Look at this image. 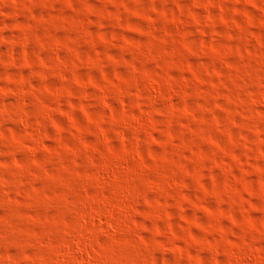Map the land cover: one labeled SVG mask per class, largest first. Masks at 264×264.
I'll return each instance as SVG.
<instances>
[{
  "label": "rangeland",
  "instance_id": "1",
  "mask_svg": "<svg viewBox=\"0 0 264 264\" xmlns=\"http://www.w3.org/2000/svg\"><path fill=\"white\" fill-rule=\"evenodd\" d=\"M0 264H264V0H0Z\"/></svg>",
  "mask_w": 264,
  "mask_h": 264
},
{
  "label": "bare ground",
  "instance_id": "2",
  "mask_svg": "<svg viewBox=\"0 0 264 264\" xmlns=\"http://www.w3.org/2000/svg\"><path fill=\"white\" fill-rule=\"evenodd\" d=\"M112 204V203H111ZM105 208V207H104ZM105 212V211H104ZM117 212V211H116ZM106 213H108V212H106ZM106 215V214H105ZM113 215V214H112ZM112 217V216H111Z\"/></svg>",
  "mask_w": 264,
  "mask_h": 264
}]
</instances>
